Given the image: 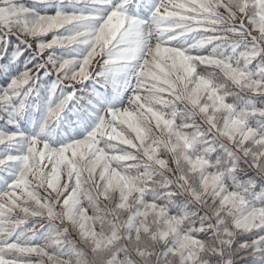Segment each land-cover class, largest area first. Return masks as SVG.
I'll return each mask as SVG.
<instances>
[{
	"label": "snow or ice",
	"instance_id": "snow-or-ice-1",
	"mask_svg": "<svg viewBox=\"0 0 264 264\" xmlns=\"http://www.w3.org/2000/svg\"><path fill=\"white\" fill-rule=\"evenodd\" d=\"M0 264H264V0H0Z\"/></svg>",
	"mask_w": 264,
	"mask_h": 264
}]
</instances>
